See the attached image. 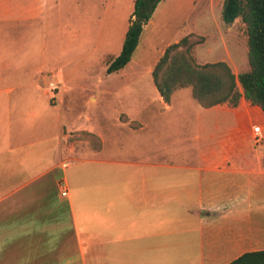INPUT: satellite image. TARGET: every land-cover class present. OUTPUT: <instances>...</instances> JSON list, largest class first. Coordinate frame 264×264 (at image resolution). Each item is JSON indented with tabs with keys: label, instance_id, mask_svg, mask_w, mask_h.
I'll use <instances>...</instances> for the list:
<instances>
[{
	"label": "crops",
	"instance_id": "obj_1",
	"mask_svg": "<svg viewBox=\"0 0 264 264\" xmlns=\"http://www.w3.org/2000/svg\"><path fill=\"white\" fill-rule=\"evenodd\" d=\"M44 2L14 0V22L38 18ZM236 89L241 92L237 83ZM159 101L173 110L172 98ZM194 102L190 145L178 137L189 116L177 112L170 114L172 135L165 145L143 138L111 148L106 157L102 147L64 164L60 142L55 165L16 184L12 149L3 147L8 156L0 155V264H228L264 250V115L243 98L235 108ZM1 105L8 102L0 98ZM14 106L18 111L20 105ZM211 111L222 121L218 135L201 124ZM7 118L8 111L0 109V121ZM255 125L261 130L257 143ZM2 127L4 144L9 134ZM144 128L139 123L130 133ZM119 152L130 158L109 156ZM66 170L72 182L54 177ZM62 203L68 229L57 217Z\"/></svg>",
	"mask_w": 264,
	"mask_h": 264
},
{
	"label": "rangeland",
	"instance_id": "obj_2",
	"mask_svg": "<svg viewBox=\"0 0 264 264\" xmlns=\"http://www.w3.org/2000/svg\"><path fill=\"white\" fill-rule=\"evenodd\" d=\"M222 2L161 0L129 62L106 74V65L120 51L132 0H46L38 18L16 22L14 0H0V14L6 18L0 15V98L8 102L0 106L8 111L0 125L9 134L0 147L12 149L14 184L55 165L60 142L64 164L94 156L102 147L106 157L111 148L143 138L155 137L165 145L172 135L170 114L177 112L189 116L181 122L178 137L194 143L189 136L197 123L196 104L190 89L172 93L170 112L163 109L150 73L163 50L183 37L193 44L190 55L195 64L223 62L235 77L248 72L246 25L240 18L224 24ZM14 105H20L18 111ZM218 115L211 111L201 119L214 135L222 125ZM139 123L144 130L130 133L139 129ZM3 152L1 156H8ZM109 156L130 158L122 152ZM56 176L74 180L68 170ZM57 206V217L68 229L67 210L63 203Z\"/></svg>",
	"mask_w": 264,
	"mask_h": 264
},
{
	"label": "trees",
	"instance_id": "obj_3",
	"mask_svg": "<svg viewBox=\"0 0 264 264\" xmlns=\"http://www.w3.org/2000/svg\"><path fill=\"white\" fill-rule=\"evenodd\" d=\"M160 1L133 0L120 51L106 65V74L117 72L129 62L142 27ZM220 17L224 24L240 18L246 25L248 72L235 77L223 62L195 64L190 55L193 44L183 37L168 45L153 66L150 76L154 88L164 103L174 91L189 88L202 108L222 104L235 108L243 98L264 115V0H223ZM228 264H264V250L243 253Z\"/></svg>",
	"mask_w": 264,
	"mask_h": 264
},
{
	"label": "built area",
	"instance_id": "obj_4",
	"mask_svg": "<svg viewBox=\"0 0 264 264\" xmlns=\"http://www.w3.org/2000/svg\"><path fill=\"white\" fill-rule=\"evenodd\" d=\"M252 133L255 140V143L259 142L261 139V130L259 125H255L252 127ZM61 196H65V191L61 192Z\"/></svg>",
	"mask_w": 264,
	"mask_h": 264
}]
</instances>
